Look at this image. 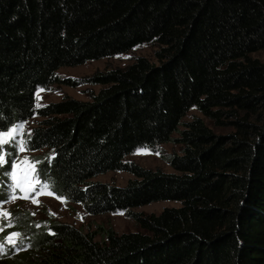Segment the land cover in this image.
Returning <instances> with one entry per match:
<instances>
[{"label": "trees", "instance_id": "16d2710c", "mask_svg": "<svg viewBox=\"0 0 264 264\" xmlns=\"http://www.w3.org/2000/svg\"><path fill=\"white\" fill-rule=\"evenodd\" d=\"M151 43L158 63L137 56L85 78L102 85L87 100L36 105L59 68ZM260 52L264 0H0V129L41 117L26 148L42 151L32 158L48 191L92 215L123 212L140 227L84 231L9 209L0 215V264H264ZM193 107L213 126L183 121ZM171 141L182 144L164 156L172 172L127 160ZM12 161L0 166L2 201L14 195L4 174ZM109 171L133 177L94 180ZM161 200L181 204L134 210Z\"/></svg>", "mask_w": 264, "mask_h": 264}, {"label": "rangeland", "instance_id": "374dc122", "mask_svg": "<svg viewBox=\"0 0 264 264\" xmlns=\"http://www.w3.org/2000/svg\"><path fill=\"white\" fill-rule=\"evenodd\" d=\"M156 49L157 45L154 43L143 44L134 47L129 52L113 57L92 60L77 66L61 67L57 71L60 80L51 84L47 88H39L37 90L36 105L39 107L49 102L58 101L64 96H72L77 99L87 100L90 98V94L97 93L102 85L88 83L85 78L98 70L126 66L137 56H145L152 62L158 63V59L155 56ZM254 56H257L264 61V52L254 54ZM65 80L76 82L69 84ZM196 116L204 118L207 124L213 126L210 120L195 107L189 110L188 114L183 118V121H190ZM40 120L41 117L34 116L25 124L8 131L9 133H16L17 135L5 137V143L3 145L7 144L9 146V143L7 142L8 139L15 138L19 139L24 145V150L18 152L16 148L12 149L11 147H3L5 163L9 158L7 155L9 152L12 154L16 153V166L14 169L12 167V175L11 177L9 176V183L14 185V195L11 194L9 200L3 201L4 203L0 205V215L2 218H4V215L8 216L9 209H21L30 211L37 220L68 222L82 228L84 231L97 230L100 225L103 227H111L118 233L139 230L140 227L136 221L125 215L123 212L92 215L85 210L82 204L57 197L49 192L48 188H45L43 191L39 189L40 181L33 182L37 167L35 160H33L32 157L42 151L32 152L27 150L26 139L30 135L32 128ZM179 128L183 129L184 126L180 125ZM214 130L217 132H226L229 131V128L214 127ZM173 137L178 138L179 133L175 132ZM181 149L182 144L177 141L166 142L160 144L156 151L148 148H139L134 153L127 156V160L137 162L146 168H160L172 172L174 169L166 161L164 156L172 152H180ZM132 177L133 175L126 171H109L95 176L94 180L124 185ZM0 201L2 200L0 199ZM180 204V201L176 200H161L136 207L134 210L144 213H159L165 207L179 206ZM16 236L17 234L15 231H12L8 236V240H14ZM101 239L102 236L98 234L96 240Z\"/></svg>", "mask_w": 264, "mask_h": 264}, {"label": "snow or ice", "instance_id": "6c2138e0", "mask_svg": "<svg viewBox=\"0 0 264 264\" xmlns=\"http://www.w3.org/2000/svg\"><path fill=\"white\" fill-rule=\"evenodd\" d=\"M17 135L16 133H9L7 129H0V166H3V164L5 163V160H4V157H3V144L5 143V137L6 136H9V137H12V136H15ZM9 143V147H13V148H16L17 151H23L24 150V145L20 142L19 139H15V138H10L8 139L7 141ZM10 158H12L13 160V164H12V167L13 169L15 168V160H16V157H13L12 156V153L9 152L7 154ZM5 175H9L11 177V173H4ZM43 170H39L35 173V176H34V183L36 181H40L39 183V189L41 191H43L45 188L48 187V183L46 181L43 180ZM0 183H3L2 181H0ZM14 185H9L8 187V191L11 192L12 189H13ZM4 202L3 201H0V205H2ZM23 246L22 244V241H21V247Z\"/></svg>", "mask_w": 264, "mask_h": 264}]
</instances>
